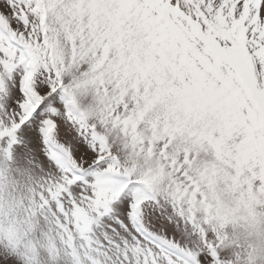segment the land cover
<instances>
[{
	"label": "snow or ice",
	"instance_id": "snow-or-ice-1",
	"mask_svg": "<svg viewBox=\"0 0 264 264\" xmlns=\"http://www.w3.org/2000/svg\"><path fill=\"white\" fill-rule=\"evenodd\" d=\"M0 264H264V0H0Z\"/></svg>",
	"mask_w": 264,
	"mask_h": 264
}]
</instances>
